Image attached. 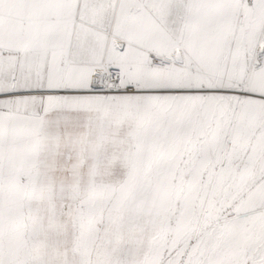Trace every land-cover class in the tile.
<instances>
[{
	"label": "snow or ice",
	"instance_id": "snow-or-ice-1",
	"mask_svg": "<svg viewBox=\"0 0 264 264\" xmlns=\"http://www.w3.org/2000/svg\"><path fill=\"white\" fill-rule=\"evenodd\" d=\"M0 264H264V0H0Z\"/></svg>",
	"mask_w": 264,
	"mask_h": 264
}]
</instances>
